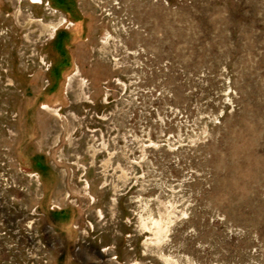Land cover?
Segmentation results:
<instances>
[{
    "label": "rangeland",
    "instance_id": "rangeland-1",
    "mask_svg": "<svg viewBox=\"0 0 264 264\" xmlns=\"http://www.w3.org/2000/svg\"><path fill=\"white\" fill-rule=\"evenodd\" d=\"M0 264H264V0H0Z\"/></svg>",
    "mask_w": 264,
    "mask_h": 264
},
{
    "label": "bare ground",
    "instance_id": "bare-ground-1",
    "mask_svg": "<svg viewBox=\"0 0 264 264\" xmlns=\"http://www.w3.org/2000/svg\"><path fill=\"white\" fill-rule=\"evenodd\" d=\"M33 1H41V0H33ZM37 4H39V3H37Z\"/></svg>",
    "mask_w": 264,
    "mask_h": 264
}]
</instances>
